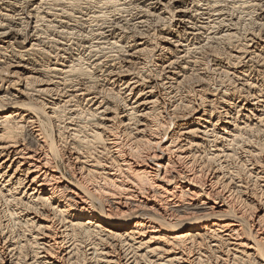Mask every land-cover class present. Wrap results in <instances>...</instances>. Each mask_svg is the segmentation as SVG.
Wrapping results in <instances>:
<instances>
[{"label": "bare ground", "instance_id": "1", "mask_svg": "<svg viewBox=\"0 0 264 264\" xmlns=\"http://www.w3.org/2000/svg\"><path fill=\"white\" fill-rule=\"evenodd\" d=\"M26 1L0 0V264H264V0Z\"/></svg>", "mask_w": 264, "mask_h": 264}, {"label": "rangeland", "instance_id": "2", "mask_svg": "<svg viewBox=\"0 0 264 264\" xmlns=\"http://www.w3.org/2000/svg\"><path fill=\"white\" fill-rule=\"evenodd\" d=\"M20 1H21L20 3H21V7H22V9L20 8L19 11H20V13L22 14V17H26L27 14H28L29 8H31V4H30V6L28 7L29 4L27 3L26 0H23V1L20 0ZM25 1H26V3H25ZM24 3H25V5L22 6ZM27 4H28V5H27ZM81 5H83V4H79V7H77L76 10H73V12L71 11L72 9H70L68 5H65V9H64V10H66L68 13H69V11H70V14H71V13H73V14H77V13H75V12H78V9H82V10H84V9H83V6H84V5H83V6H81ZM66 8H67L68 10H67ZM73 9H75V8H73ZM258 12H260V13L257 14V16H255L256 21H257L258 19H260V21L262 20L261 22H263V21H264V13H263V12H264V9H263L262 11H258ZM262 14H263V15H262ZM77 15H78V14H77ZM260 17H261V18H260ZM39 28H40V29H41V28L43 29L44 27H43V26H40ZM263 28H264V27H263ZM263 28H262V30L260 29L262 32L264 31ZM58 29H63V28H62V27H59L58 24H57V30H58ZM257 31L260 32V34H259ZM261 31H259V29H258V30H255V32H256L257 34H256L255 32H254V33L251 32V33H252L253 35L255 34V35L257 36V39H258V36H259V38L264 39V32L262 33ZM249 33H250V32H249ZM248 35H249V36H248ZM261 35H262V36H261ZM250 36H251V35L248 34V33H247L245 36H243V33H242L241 36H240V37H241V41H244V39H246L245 41H246V42H249V39H250V38H247V37H250ZM262 37H263V38H262ZM75 42H76V41H75Z\"/></svg>", "mask_w": 264, "mask_h": 264}]
</instances>
